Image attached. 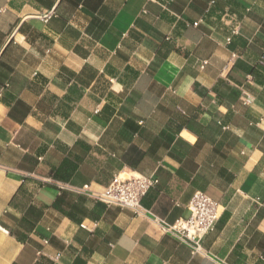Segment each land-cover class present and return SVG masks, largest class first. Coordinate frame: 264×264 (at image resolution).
I'll list each match as a JSON object with an SVG mask.
<instances>
[{"label": "crops", "instance_id": "0c3cea01", "mask_svg": "<svg viewBox=\"0 0 264 264\" xmlns=\"http://www.w3.org/2000/svg\"><path fill=\"white\" fill-rule=\"evenodd\" d=\"M0 264H264V0H0Z\"/></svg>", "mask_w": 264, "mask_h": 264}, {"label": "built area", "instance_id": "2783aa9c", "mask_svg": "<svg viewBox=\"0 0 264 264\" xmlns=\"http://www.w3.org/2000/svg\"><path fill=\"white\" fill-rule=\"evenodd\" d=\"M42 16L46 18L48 13ZM157 182L156 177L136 172L118 173L97 195V198L106 204L117 205L128 208L134 213H141V198ZM187 208L189 214L186 217L177 218L172 223L165 222L159 217H154V221L163 232L170 233L178 240L190 245L193 253H203L200 240L213 229L221 214V206L216 200L198 190L193 193Z\"/></svg>", "mask_w": 264, "mask_h": 264}]
</instances>
